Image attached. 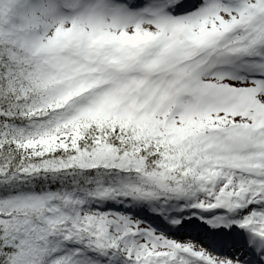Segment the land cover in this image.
<instances>
[{
	"label": "rangeland",
	"instance_id": "1",
	"mask_svg": "<svg viewBox=\"0 0 264 264\" xmlns=\"http://www.w3.org/2000/svg\"><path fill=\"white\" fill-rule=\"evenodd\" d=\"M216 1L218 8L210 10L207 18H202L201 28L188 25L197 18L195 15L190 19L164 21L157 27L142 25L128 30L122 27L121 22H126L124 19H116L111 14L91 17L81 14L77 20L61 24L49 46H40L42 35L38 31H42V27H29L23 21L27 10L35 11V2L5 0L3 12H11L9 15L16 19V25L20 27L18 36L24 45L35 48L32 50L57 72H62L66 80H74L70 83L72 86L78 88L81 83L88 82L86 84L93 88L80 96L72 111L60 116L56 123L65 124L84 116H100L116 111L122 115L132 114L140 124L152 120L161 131L164 128L177 129L184 137H196L203 141L202 147L216 158L211 157L209 164L201 166L198 173L200 183L191 192L185 193L186 188L179 187L168 195L197 197L200 201L205 193L209 192L206 195L209 197L215 190L216 198L238 199L247 188L240 193L231 186L226 191L223 189L232 182L234 185L241 184L237 178L234 182L231 176L236 171L227 167L235 156L244 159L246 155L242 151L250 147L254 151L253 158L261 164L253 168L248 166L242 173L264 170V153L256 154L264 145V89L245 81L212 76L206 73L204 65L213 56L214 59L216 55L223 59L230 52L238 53L244 48L238 42L245 41L247 48L260 45L258 50L264 55V0L241 1L237 11L222 7L220 0ZM231 1L234 5L235 0ZM240 28L249 32L247 40L237 35L234 37ZM148 29L155 33L150 42L133 35ZM117 38L132 44V49L113 58L106 43ZM138 40L141 42L139 48L133 47ZM258 66L253 64L250 67L255 69ZM133 72L144 76L130 78L129 74ZM69 92L67 86L60 89L61 94ZM182 94L190 97L194 106L184 103ZM219 172H224L226 180L222 182L221 177L216 186ZM130 189L123 183L114 190V198L119 195V190L124 194ZM96 200L101 201V198ZM149 201L150 204L156 202L154 197ZM103 222L111 230L113 224L120 221L109 219ZM109 235L115 245H120L122 238L118 233L110 232ZM120 249L122 257L127 252L130 257L134 256L133 251H128L123 243ZM152 252L157 258L167 253L165 248ZM167 263L168 258L158 260L156 264Z\"/></svg>",
	"mask_w": 264,
	"mask_h": 264
},
{
	"label": "trees",
	"instance_id": "2",
	"mask_svg": "<svg viewBox=\"0 0 264 264\" xmlns=\"http://www.w3.org/2000/svg\"><path fill=\"white\" fill-rule=\"evenodd\" d=\"M13 60L7 54L0 53V73L5 75L12 72L16 67L12 66ZM7 79V77L3 78ZM23 108L27 109L24 105L23 99H14L10 92L6 88L0 87V173H7L9 171L17 169L19 165V160L22 158L23 150L12 146L10 142L12 137L6 131L7 126L14 120L18 122L23 119L24 114ZM126 124L122 119H111L110 123L105 125L104 128L108 131H83L82 138L80 140L81 151H86L87 160L89 162H97L95 157L96 150H112L116 145L118 146L122 141L120 138L125 137V132L122 130V125ZM125 126V125H124ZM104 141L100 143L101 146L97 144V141ZM119 147V146H118ZM156 159H164L163 155H157ZM1 244L0 239V264H4V259L1 254Z\"/></svg>",
	"mask_w": 264,
	"mask_h": 264
},
{
	"label": "bare ground",
	"instance_id": "3",
	"mask_svg": "<svg viewBox=\"0 0 264 264\" xmlns=\"http://www.w3.org/2000/svg\"><path fill=\"white\" fill-rule=\"evenodd\" d=\"M215 6H216L215 3H208L205 7L202 8V13L206 14L207 10ZM36 7H37L36 9L37 12L35 13L37 14L27 13V15H25L24 18H25V21L30 26L39 25L45 28V33L43 34L42 40L40 41V46H46V45L49 46L50 43L55 38V36L57 35L61 24L66 19L57 11V9L49 1L47 2L46 0H44L41 2L40 5ZM188 25L193 28H201L203 26V23L201 19H196L193 22H190ZM154 34L155 33L153 31L148 29L147 31H144L142 33H135L133 35L138 38H145V40H148V39L153 40ZM139 42L140 40L134 42L133 45L137 46ZM107 46H108L110 56L116 57L120 54H126L128 52V48L130 47V44H128L121 38H117L112 41H108ZM258 178H259V188H261V190L257 198H253V199L252 197L247 198L248 193H246L244 195V198L240 200L241 203L237 207L231 208L225 214L216 215L217 217H214L212 220L216 222L224 223V224H230L232 222H237V218L239 216L238 211L241 208H244V207L250 208L254 206H261L262 208H264V172L260 173ZM125 201L127 203H125L124 205H121V207L124 209H130L132 212L137 211L141 204V201H138L135 199H127ZM184 201H186V199L180 198L177 200L178 203H183ZM126 204H129V206ZM173 212H177V211H173ZM241 218L242 217H240L238 222L242 221ZM243 218H246V216H243ZM258 229L264 231V226H261ZM228 231L239 233L240 236H244L246 233V229H238L233 226H228ZM172 243L183 245L182 243H177V242H172ZM192 255L193 257L195 256L194 253H192Z\"/></svg>",
	"mask_w": 264,
	"mask_h": 264
}]
</instances>
